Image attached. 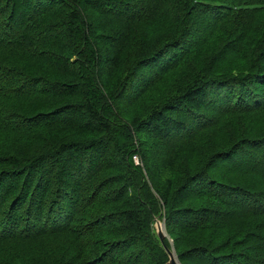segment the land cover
<instances>
[{"label":"trees","instance_id":"1","mask_svg":"<svg viewBox=\"0 0 264 264\" xmlns=\"http://www.w3.org/2000/svg\"><path fill=\"white\" fill-rule=\"evenodd\" d=\"M156 220L264 264V0H0V264H165Z\"/></svg>","mask_w":264,"mask_h":264},{"label":"water","instance_id":"2","mask_svg":"<svg viewBox=\"0 0 264 264\" xmlns=\"http://www.w3.org/2000/svg\"><path fill=\"white\" fill-rule=\"evenodd\" d=\"M154 226H155V230L157 232L158 239L160 240V242L163 245L166 253L168 254V260H167V262L165 264H179L178 261L175 260L174 257H173V254H172L173 251L170 250L169 247H167L164 244V236H165V234L163 232V224L159 220H156L155 223H154Z\"/></svg>","mask_w":264,"mask_h":264},{"label":"rangeland","instance_id":"3","mask_svg":"<svg viewBox=\"0 0 264 264\" xmlns=\"http://www.w3.org/2000/svg\"><path fill=\"white\" fill-rule=\"evenodd\" d=\"M161 223H162V221H161ZM163 224V223H162ZM155 229V228H154ZM163 232H164V234H165V238L167 237L168 238V236H167V234H166V232H165V230H164V225H163ZM155 233L157 234V232H156V230H155ZM158 237V236H157ZM169 239V241L171 242V239L170 238H168ZM170 249V248H169ZM170 250H172V249H170ZM175 256V255H174ZM174 259H175V257H174Z\"/></svg>","mask_w":264,"mask_h":264},{"label":"built area","instance_id":"4","mask_svg":"<svg viewBox=\"0 0 264 264\" xmlns=\"http://www.w3.org/2000/svg\"><path fill=\"white\" fill-rule=\"evenodd\" d=\"M133 158H134L135 162L137 163L138 162L137 156H133Z\"/></svg>","mask_w":264,"mask_h":264},{"label":"bare ground","instance_id":"5","mask_svg":"<svg viewBox=\"0 0 264 264\" xmlns=\"http://www.w3.org/2000/svg\"><path fill=\"white\" fill-rule=\"evenodd\" d=\"M172 254H173V257H175L173 252H172ZM175 260H176V257H175ZM177 261H178V260H177Z\"/></svg>","mask_w":264,"mask_h":264},{"label":"clouds","instance_id":"6","mask_svg":"<svg viewBox=\"0 0 264 264\" xmlns=\"http://www.w3.org/2000/svg\"><path fill=\"white\" fill-rule=\"evenodd\" d=\"M137 163H139V159H138V162Z\"/></svg>","mask_w":264,"mask_h":264}]
</instances>
